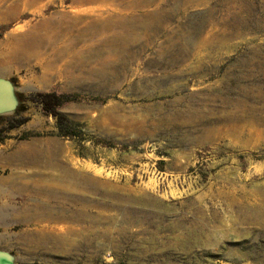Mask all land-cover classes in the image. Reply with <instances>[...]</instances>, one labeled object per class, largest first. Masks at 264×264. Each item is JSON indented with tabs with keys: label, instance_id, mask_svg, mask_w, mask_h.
Listing matches in <instances>:
<instances>
[{
	"label": "rangeland",
	"instance_id": "rangeland-1",
	"mask_svg": "<svg viewBox=\"0 0 264 264\" xmlns=\"http://www.w3.org/2000/svg\"><path fill=\"white\" fill-rule=\"evenodd\" d=\"M30 1L0 0V77L27 118L0 131V158L16 157L0 164V250L15 264H264V0ZM24 34L86 47L52 70L50 49L8 60ZM51 92L79 96L61 112L83 141L26 100ZM53 207L80 218L38 219Z\"/></svg>",
	"mask_w": 264,
	"mask_h": 264
},
{
	"label": "bare ground",
	"instance_id": "bare-ground-1",
	"mask_svg": "<svg viewBox=\"0 0 264 264\" xmlns=\"http://www.w3.org/2000/svg\"><path fill=\"white\" fill-rule=\"evenodd\" d=\"M99 1V0H98ZM97 1V3H100V2H98ZM102 1V0H101ZM107 1V0H106ZM114 1V0H113ZM126 1H129V0H126ZM142 1V0H141ZM32 2H35L34 0H31L30 1V3H32ZM90 2V1H89ZM112 2V1H111ZM132 2V1H131ZM96 3V4H97ZM124 3V2H123ZM142 3V2H141ZM91 4H92V2H91ZM109 4H110V2H109ZM121 4V3H120ZM138 5V3H136V6ZM131 6H132V3H131ZM136 6H134V4H133V7H136ZM144 6H145V4H144ZM129 7H130V5H129ZM12 13H10V15H11ZM81 21V20H80ZM97 21V20H96ZM82 23H85V22H83V20H82ZM93 23H95V22H93ZM99 23V22H98ZM106 23V22H105ZM108 23V22H107ZM112 23V22H111ZM154 23V22H153ZM91 24V23H90ZM95 24H97V23H95ZM102 24V23H101ZM92 25V24H91ZM97 26V25H96ZM99 26V25H98ZM102 26V25H101ZM109 27H110V25H108ZM65 27V26H64ZM87 27V26H86ZM92 28V27H91ZM88 29V28H87ZM86 29V30H87ZM89 29H90V26H89ZM88 29V30H89ZM94 29V28H93ZM92 29V30H93ZM101 29H103V28H101ZM82 30V29H81ZM91 30V31H92ZM105 30V29H104ZM90 31V32H91ZM84 32V31H83ZM86 32H88V31H86ZM97 32H99V31H96V30H94V32L91 34V35H96L97 34ZM21 34V33H20ZM88 34V33H87ZM79 35H80V33H79ZM108 35V34H107ZM87 36V35H86ZM16 37V36H15ZM91 37V36H90ZM89 37V38H90ZM85 38V37H84ZM86 38H88V37H86ZM34 36H32V35H30V34H24V35H21V36H18V37H16V38H14L13 39V47H12V49H11V53L10 54H8V60H11V59H13V60H17V59H21V60H26V62L27 61H29V60H31V59H36L40 54H43L44 52H46V50L47 49H50V53H49V55L46 57V59H45V66L47 67V69H49V70H52V69H54V68H56L57 66H56V62H58L60 59H62L63 57V55H65V54H67V52H68V49H70L71 48V51H72V54L71 53H69L72 57H73V54H75V58L76 57H79L78 59H80V57H81V55H82V51H84V48L86 47V45H83V46H80L79 48H77L76 46L77 45H79V43H81V41L79 40L78 41V43H76L77 45H75V44H73V42L71 43L70 42V44L69 45H67V46H65L64 47V51H61L60 50V48H56L54 45H47V43H46V41L44 42V41H39V42H37V41H34ZM91 39H92V37H91ZM83 40V39H82ZM86 42H89L88 40L86 41ZM98 42V41H97ZM97 42H95V43H97ZM93 43V42H92ZM92 43H90V44H92ZM83 44V43H82ZM85 44V43H84ZM96 45V44H95ZM95 46H93V47H90V48H94ZM89 48V47H88ZM96 49L98 48L97 46L95 47ZM74 49H78V51H74ZM96 49H95V51H96ZM86 50V49H85ZM94 50V49H93ZM98 51V50H97ZM108 51H110V50H108ZM87 52V51H86ZM85 52V53H86ZM88 53V52H87ZM93 53V52H92ZM96 54V56H97V53H95ZM88 55V54H87ZM93 56V55H92ZM82 57H83V55H82ZM88 57V56H87ZM2 58H3V56H2ZM89 58V57H88ZM2 60V59H1ZM5 59H3V61H4ZM7 60V59H6ZM2 62V61H1ZM10 62V61H9ZM24 62V61H23ZM1 65V64H0ZM65 65H67V64H65ZM7 68V67H6ZM2 69V68H1ZM65 72H66V70H65ZM48 152V151H47ZM50 156V153H47V157H49ZM55 169H58L59 171H60V176H59V178L61 179V181H63V182H68L69 181V178H70V173L69 172H67V170L64 168V167H54ZM72 184H70V186H71ZM36 187V186H35ZM66 187H67V185H66ZM60 188V187H59ZM34 189V188H33ZM69 189H70V187H69ZM33 191V190H32ZM36 191V190H35ZM43 191H46V192H49V197H55V196H57L58 194H61V193H63V194H67L68 193V190L65 188V187H62V188H60V189H57V188H53L52 189V187H49V188H46V189H39L37 192L39 193V194H41ZM69 192H70V190H69ZM42 204V203H41ZM39 208V210H42L43 208H41V206H38ZM29 210V209H28ZM44 213H45V215H42V214H40L39 213V215L37 216L38 217V219L41 221L43 218H45V219H48V220H53V221H68L70 218L71 219H73L74 217H76V216H72V215H69V216H66V214H65V212H63V211H59V210H56L55 209V207H53L52 209H48V208H46V210L44 209ZM76 218H78V220H79V218H80V213H77V217ZM77 220V221H78ZM65 230H68V228H66V227H64V228H62V231H65Z\"/></svg>",
	"mask_w": 264,
	"mask_h": 264
},
{
	"label": "trees",
	"instance_id": "trees-1",
	"mask_svg": "<svg viewBox=\"0 0 264 264\" xmlns=\"http://www.w3.org/2000/svg\"><path fill=\"white\" fill-rule=\"evenodd\" d=\"M26 100L38 106L45 116L53 118L59 137L70 140L77 138L78 140L83 141V134L79 131L77 124L72 122L64 113L61 112L62 107L66 104L78 102V95L57 94L54 92L37 93L29 95ZM24 111V109L18 107L13 117H7L5 119L6 126H4L0 131H10L23 125L27 121V118H21L18 116Z\"/></svg>",
	"mask_w": 264,
	"mask_h": 264
},
{
	"label": "water",
	"instance_id": "water-1",
	"mask_svg": "<svg viewBox=\"0 0 264 264\" xmlns=\"http://www.w3.org/2000/svg\"><path fill=\"white\" fill-rule=\"evenodd\" d=\"M19 105L13 83L0 77V117L10 116L15 113ZM0 264H15L14 257L0 250Z\"/></svg>",
	"mask_w": 264,
	"mask_h": 264
},
{
	"label": "crops",
	"instance_id": "crops-1",
	"mask_svg": "<svg viewBox=\"0 0 264 264\" xmlns=\"http://www.w3.org/2000/svg\"><path fill=\"white\" fill-rule=\"evenodd\" d=\"M1 152V150H0ZM15 155H9V156H6V157H1L0 158V164H4V165H7L9 163H14L15 161Z\"/></svg>",
	"mask_w": 264,
	"mask_h": 264
}]
</instances>
